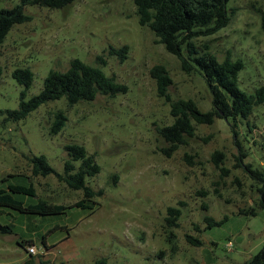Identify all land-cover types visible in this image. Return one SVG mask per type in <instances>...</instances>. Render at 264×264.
Masks as SVG:
<instances>
[{"label":"rangeland","instance_id":"374dc122","mask_svg":"<svg viewBox=\"0 0 264 264\" xmlns=\"http://www.w3.org/2000/svg\"><path fill=\"white\" fill-rule=\"evenodd\" d=\"M19 4L0 0V10ZM227 11L225 28L194 43L199 52L207 47L219 62L240 60L244 68L238 87L252 93L264 88V0H230ZM23 12L30 21L13 26L1 47L0 188L31 183L36 197L13 198L24 205L44 200L66 209L39 216L4 208L0 226L11 228L0 230V264H244L257 254L264 245V210L255 216L239 211L254 207L260 186L244 165L264 173V103L248 123L216 118L211 125H196L195 136L167 156L168 144L158 129L172 123L170 106L158 96L151 69L162 66L168 73L171 101L191 100L206 113L212 98L198 73H183L177 58L138 25L133 0H77L63 9L27 5ZM123 47L124 59L110 55V48ZM73 60L99 66L126 91L73 106L54 100L23 120H5V111L18 109L24 91L11 77L14 70L33 74L28 100L41 91L49 72H65ZM58 112L67 120L53 135L49 129ZM67 145L83 147L100 167L86 179L95 193L101 192L86 201V209L69 208L83 199L81 191L54 176L30 173L27 158L44 156L62 174ZM216 151L224 157L218 166L212 160ZM79 164L74 162L75 170ZM169 207L181 213L171 230L165 222ZM205 216L222 222L207 228ZM189 237L201 246H192ZM22 240L30 242L21 247ZM30 244L36 247L34 256L25 252Z\"/></svg>","mask_w":264,"mask_h":264},{"label":"trees","instance_id":"16d2710c","mask_svg":"<svg viewBox=\"0 0 264 264\" xmlns=\"http://www.w3.org/2000/svg\"><path fill=\"white\" fill-rule=\"evenodd\" d=\"M77 0H20V4L12 9L0 10V57L1 47L13 26L30 21L25 15L23 7L40 6L49 9H63ZM230 0H133L136 9L138 25L147 27L155 37V42L177 58L183 73L190 75L198 73L210 92L212 108L209 112H201L191 100L171 101L167 88L172 84L168 73L162 66H155L150 71V76L156 81L157 94L169 102L172 123L158 129L159 136L168 144L163 152L167 156L175 152L180 146L186 144L187 138L195 136L196 125H211L214 119H222L233 125L248 123L254 109L264 103V88L260 87L252 93L239 89L238 73L244 68L240 60L231 61L229 58L219 62L215 56L204 47L199 52L194 41L199 37H206L225 28L230 17L227 4ZM202 49V48H201ZM127 47L120 49L110 48V55L125 58ZM101 62V59L98 58ZM99 65V64H98ZM3 68L0 62V80ZM11 77L24 88L20 94L17 110L5 111V120L18 122L25 119L31 112L50 101L65 99L69 106L81 102H91L97 95L114 97L119 92H125L126 88L115 82L112 77H107L99 66H89L79 60L70 62L65 72L51 71L43 80L41 91L25 100V92L32 84L33 74L28 69H16ZM1 112V111H0ZM66 117L58 112L49 129L50 134H58L65 126ZM66 159L63 164V173L54 171L47 163L44 156L27 158L32 177L54 176L59 183L64 184L72 191H81L83 199L74 203L69 208L86 209V201H92L97 194L86 185V179L95 177L100 172V167L94 162L93 156H87L81 146L67 145L64 147ZM223 154L216 151L212 155L214 164H222ZM245 154L240 152L239 166L243 167ZM79 161V167L75 170L74 162ZM244 170L260 186L256 187L257 200L253 201L254 207L240 210L239 214L255 216L257 210H264V173L258 169H252L250 165H244ZM223 173H226L221 169ZM4 181V179L2 180ZM36 197L35 189L30 183L28 186L7 185L6 189L0 188V217L4 208L15 210L19 213L49 216L62 213L64 206L38 200L35 204L24 205L13 198V195ZM90 209V208H89ZM181 213L179 209L169 207L165 222L167 227H178L177 220ZM207 228L219 226L211 217H204ZM10 226H0L3 233L10 230ZM170 238H174L170 233ZM30 241L22 240L18 245L23 247ZM192 246H201V241L188 238ZM33 244H30L31 246ZM43 246H45L43 244ZM39 264H50L40 261ZM96 264H105V260ZM244 264H264V245L262 249Z\"/></svg>","mask_w":264,"mask_h":264},{"label":"built area","instance_id":"2783aa9c","mask_svg":"<svg viewBox=\"0 0 264 264\" xmlns=\"http://www.w3.org/2000/svg\"><path fill=\"white\" fill-rule=\"evenodd\" d=\"M227 247H231V244L228 243ZM25 252L29 256H34L36 255V247L34 245L28 246L26 247Z\"/></svg>","mask_w":264,"mask_h":264}]
</instances>
